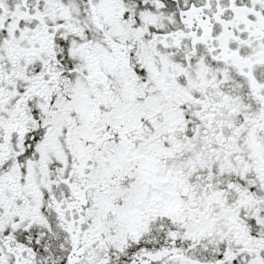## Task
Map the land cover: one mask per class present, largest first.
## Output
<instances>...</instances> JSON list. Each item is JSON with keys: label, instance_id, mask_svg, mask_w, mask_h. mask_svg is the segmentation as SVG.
Returning a JSON list of instances; mask_svg holds the SVG:
<instances>
[{"label": "snow or ice", "instance_id": "6c2138e0", "mask_svg": "<svg viewBox=\"0 0 264 264\" xmlns=\"http://www.w3.org/2000/svg\"><path fill=\"white\" fill-rule=\"evenodd\" d=\"M0 264H264V0H0Z\"/></svg>", "mask_w": 264, "mask_h": 264}]
</instances>
